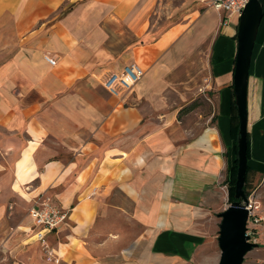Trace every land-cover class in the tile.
Instances as JSON below:
<instances>
[{
	"label": "crops",
	"instance_id": "obj_1",
	"mask_svg": "<svg viewBox=\"0 0 264 264\" xmlns=\"http://www.w3.org/2000/svg\"><path fill=\"white\" fill-rule=\"evenodd\" d=\"M221 16L203 0H0V236L30 230L25 211L38 195L67 213L45 235L56 261H42L35 243L17 252L20 264L217 263L237 126V16ZM129 62L143 71L132 95L106 92L103 76ZM204 71L212 108L191 132L167 106ZM245 130L243 186L261 221L241 264H260L264 14ZM22 242L12 233L3 245Z\"/></svg>",
	"mask_w": 264,
	"mask_h": 264
},
{
	"label": "water",
	"instance_id": "obj_2",
	"mask_svg": "<svg viewBox=\"0 0 264 264\" xmlns=\"http://www.w3.org/2000/svg\"><path fill=\"white\" fill-rule=\"evenodd\" d=\"M262 17L259 0H248L237 17L236 47L232 71V92L237 116L236 169L233 201L220 213L217 232L219 257L216 264H241L247 251L256 247L246 232V196L242 185L246 168V83L248 67Z\"/></svg>",
	"mask_w": 264,
	"mask_h": 264
},
{
	"label": "built area",
	"instance_id": "obj_3",
	"mask_svg": "<svg viewBox=\"0 0 264 264\" xmlns=\"http://www.w3.org/2000/svg\"><path fill=\"white\" fill-rule=\"evenodd\" d=\"M248 0H203V2L214 11L222 14L221 23L228 21V15L235 14L239 16L242 8ZM46 62L53 64L54 61L48 57H44ZM142 68L135 62H129L115 72H109L103 76L101 85L111 95L125 96L130 92L132 86L142 77ZM245 209L247 210L246 234L249 235L250 241L254 242L253 236L257 231L261 217L258 214V202L246 196ZM27 215L31 221V227L28 231L30 236L39 241L49 256H53V252L48 249L45 240L46 233L55 229L66 219V211L59 209L51 203L46 196L38 195L30 203L27 209ZM253 235V236H251ZM56 261V258L53 257ZM264 264V260L259 261Z\"/></svg>",
	"mask_w": 264,
	"mask_h": 264
},
{
	"label": "rangeland",
	"instance_id": "obj_4",
	"mask_svg": "<svg viewBox=\"0 0 264 264\" xmlns=\"http://www.w3.org/2000/svg\"><path fill=\"white\" fill-rule=\"evenodd\" d=\"M57 16H60L59 14ZM199 81L196 82L195 86H193L186 94V97L182 98V100H177L171 96V94L167 93L166 95L169 97V102H176L177 104L173 103L172 106H167V108H174L177 109L176 118L177 124L180 127H184L189 129L191 132H194L196 128V122L201 121V119L207 114L211 112L212 108V101L209 95V75L207 71L200 74ZM133 91L128 93V97L132 95ZM190 109L186 110L185 108L190 107ZM34 199V198H33ZM32 199V200H33ZM31 200V201H32ZM31 201H29L28 206L26 208L25 214H27V209L30 206ZM17 228V233L14 234L12 229H8L7 234H2L0 236V264H20L17 252L25 250L27 247L32 248L35 243H38L39 246L38 252L40 259L46 262H55L53 256H49L45 251V248L42 247L39 241L34 242L29 236V232H24L23 229L19 228V226H14ZM16 235L17 238L23 239L22 245H14L11 248V252L7 251L6 245H3V241L6 237ZM253 236V235H251ZM24 243V244H23ZM47 243V242H46ZM48 245V244H47ZM19 249V250H18Z\"/></svg>",
	"mask_w": 264,
	"mask_h": 264
},
{
	"label": "trees",
	"instance_id": "obj_5",
	"mask_svg": "<svg viewBox=\"0 0 264 264\" xmlns=\"http://www.w3.org/2000/svg\"><path fill=\"white\" fill-rule=\"evenodd\" d=\"M260 4H261V8H262V15L264 14V0H259ZM190 107L185 108L186 110L190 109ZM234 137L236 139L237 137V126L235 127L234 130ZM246 157H247V138H246ZM235 169H236V165H234V167H232L231 171L229 172V174L227 175L225 182L227 183V195H228V200L229 202L233 201V184H234V179H235ZM242 189L244 192V195L247 196L248 192L245 191L244 186L242 185Z\"/></svg>",
	"mask_w": 264,
	"mask_h": 264
}]
</instances>
